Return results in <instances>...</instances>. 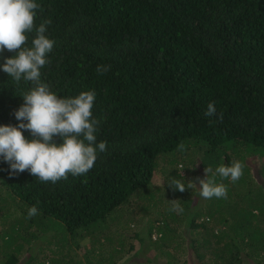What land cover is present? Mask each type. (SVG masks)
I'll return each instance as SVG.
<instances>
[{"label": "trees", "instance_id": "1", "mask_svg": "<svg viewBox=\"0 0 264 264\" xmlns=\"http://www.w3.org/2000/svg\"><path fill=\"white\" fill-rule=\"evenodd\" d=\"M36 2L35 23L51 19L56 41L41 78L60 97L95 90L97 142L108 150L86 176L56 183L12 174L0 157V219L16 218L1 227L0 264H264V0ZM13 55L5 49L0 64ZM98 65L111 69L100 75ZM32 87L0 68V125L18 124ZM209 102L222 119L205 116ZM187 149L203 156L199 179L205 167L212 176L245 164L237 182L215 174L226 199L201 197L194 167L174 176L196 184L184 192L171 187L166 197L154 185L159 158L184 160ZM175 199L183 213L170 211ZM32 205L39 214L29 218ZM139 209L145 224L126 241L118 222L137 226ZM130 250L133 260L119 262Z\"/></svg>", "mask_w": 264, "mask_h": 264}, {"label": "clouds", "instance_id": "2", "mask_svg": "<svg viewBox=\"0 0 264 264\" xmlns=\"http://www.w3.org/2000/svg\"><path fill=\"white\" fill-rule=\"evenodd\" d=\"M40 4L36 0H0V54L5 49L15 55L4 57L0 68L19 85L29 82L33 87L22 95L24 103L15 110L18 121L16 126L0 125V157L6 161L12 174L28 170L41 182H52L68 175L86 176L95 166L98 156L108 150L107 141L97 142V130L100 121L92 114L96 100L95 90L81 91L75 97H60L42 80L41 69L50 63L48 54L56 41L47 35V26L51 19L35 23ZM31 38L29 44V37ZM110 65H98L97 73L102 75L110 71ZM205 116H217L214 102H209ZM222 119V113L217 116ZM21 130H27L31 139H26ZM62 143L57 144L55 137ZM180 143L178 148L184 149ZM245 164L233 161L230 166L221 165L212 173L205 167V178L199 179V195L205 199L227 198V186L217 183L215 174L221 178H230L237 182L243 175ZM86 183L87 181H82ZM179 179H173L169 186L184 192L193 187ZM170 211L183 213L179 200H173ZM39 209L32 205L28 217L38 215Z\"/></svg>", "mask_w": 264, "mask_h": 264}, {"label": "rangeland", "instance_id": "3", "mask_svg": "<svg viewBox=\"0 0 264 264\" xmlns=\"http://www.w3.org/2000/svg\"><path fill=\"white\" fill-rule=\"evenodd\" d=\"M167 155V154H165ZM163 155V157L159 158L158 162H157V165H156V173L153 177V181L155 182L154 185L158 186L160 189V191L162 192H165L166 194H168L166 197L170 196L171 195V187L169 186V182L171 180L174 179V176L176 175L177 172H179L180 174H184L185 172L188 171L189 168L191 167H194V171H192V173L188 172L189 173V176L191 175V177H193L194 179L195 178H198L200 177L199 174L197 173V171H201L203 172V169H202V165H199V161L202 159V154L200 152H197V151H190L189 149L186 150V152L181 155L182 158H184V160H178L177 158V161H173V162H170V159H173V157H176L175 155H170L168 154V156H165ZM245 154L244 158H246V160L250 161L249 159H251L252 157H254V159L257 161L258 160V156L256 154ZM258 169V168H256ZM254 168V170L252 169V171L254 172H257L258 170H256ZM195 174H194V173ZM253 173V172H252ZM204 174V172H203ZM255 174V173H254ZM159 183H162L164 186H161ZM167 186V188L165 187ZM168 190H170V194L169 192H167ZM148 211L150 210L148 207H147ZM146 209V210H147ZM139 211H142V209H139ZM144 212V210L139 214L140 216V221H139V224L137 226H134L135 223H126V222H118V227H117V232L126 237V241H131V239H133L129 233H131L132 231L134 230H138V228L141 229V227H143V225L145 224V220L144 217L141 218V215L142 213ZM148 219H150V221H156V223H159V220H158V214H155V209H152L148 212ZM15 216L14 215H10L5 221H0V230H1V227H5V228H9V226L13 223V222H16L15 221ZM156 219V220H154ZM151 222H149L150 224ZM135 227V228H133ZM155 236L157 237V234L153 231L151 233V237L152 239H155ZM47 238H44L42 239L43 241H46L48 238L51 237L50 233L48 232ZM0 241H1V238H0ZM132 252V250L128 251V253L119 261L121 263H128L130 262L131 260H133V256L131 257L132 254H130ZM144 252L146 253L147 250H144ZM1 253V252H0ZM138 256H143V249L140 250ZM135 258V257H134Z\"/></svg>", "mask_w": 264, "mask_h": 264}]
</instances>
